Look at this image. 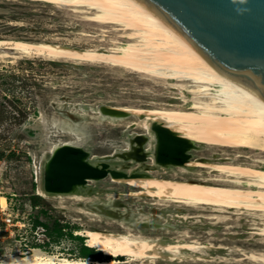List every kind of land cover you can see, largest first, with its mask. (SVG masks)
<instances>
[{
	"label": "rangeland",
	"instance_id": "1",
	"mask_svg": "<svg viewBox=\"0 0 264 264\" xmlns=\"http://www.w3.org/2000/svg\"><path fill=\"white\" fill-rule=\"evenodd\" d=\"M96 15L97 11L89 6L64 5L47 0H0V40H24L102 52L143 43L140 37H133L132 31L124 25L94 21ZM25 60L31 62L24 63ZM113 67L99 62L75 63L40 55L24 56L11 45H0V73L12 72L29 77L31 83L24 90L18 89L15 95L38 108V114L31 116L21 127H13L9 131L8 123L0 125V134L6 135L0 140V147L6 148L5 156L0 159V264L31 254L37 248L33 243L47 241L42 227L33 228L36 217L50 225L58 220L65 227V236L59 243H52L47 251L37 248L44 256L81 259L79 241L68 235L71 230L75 235H78L77 230L85 229L125 233V228L129 227L134 234L197 241L213 248L205 249L204 255L197 254L203 259L185 262L164 259L132 262L126 256L115 257L116 260L128 261V264H264V261L251 258L255 253L258 256L264 254V235L260 234L264 215L261 213L247 210L222 212L211 207L198 210L170 201L155 205L160 198L150 195V184H121L110 177L100 183L90 182L96 188L95 193L84 195L82 200L39 194L43 192L42 165L55 145L68 141L85 143L93 156H103L127 149L128 135L147 133L143 127L144 119L139 115L102 122L96 110L85 111L81 105L94 108L108 104L147 112L188 110L195 102H209L207 96L200 92L202 86L195 82ZM16 84L20 85L19 82ZM4 93L1 89L0 103L7 102L2 98ZM12 150L16 151V156L8 157ZM193 153L196 159L205 158L213 163L227 162V157L232 163L243 165L264 159L261 152L208 145ZM136 167L133 165L132 169ZM151 173L158 179L176 175L179 179L198 180V173L204 178H229L219 172L211 173L208 168H198L188 175L179 169ZM2 196L7 198L6 207L2 205ZM32 199L39 204L35 209ZM108 199L128 200L133 212L138 214L132 212L137 222H151L158 216L161 217L160 222L167 223L171 229L142 230L130 223L96 216L92 203ZM43 210L48 214L41 212ZM8 218L12 219L9 225L6 222Z\"/></svg>",
	"mask_w": 264,
	"mask_h": 264
},
{
	"label": "bare ground",
	"instance_id": "2",
	"mask_svg": "<svg viewBox=\"0 0 264 264\" xmlns=\"http://www.w3.org/2000/svg\"><path fill=\"white\" fill-rule=\"evenodd\" d=\"M47 1L64 5L89 6L97 11V15L93 17L94 21L124 25L132 31L133 37H140L143 43L130 44L111 52L79 50L68 46L24 40H0V45H11L12 49L24 56L40 55L52 60L63 59L75 63L99 62L166 79L195 82L202 86L200 92L207 96L209 102H195L188 110L159 109L146 112L136 109L132 110L134 116H147L143 120V127L148 131L151 121L158 119L166 121L184 136L208 146L244 149L264 154V95L236 82L219 70L145 6L136 0ZM100 118L102 122L118 120L102 116ZM65 127L73 129L70 125H65ZM66 143L81 145L71 141L61 145ZM226 159L227 162L202 163L199 160L193 162L197 168H208L211 169V173L219 172L227 175L229 178L226 179L215 176L204 178L198 173L197 181L187 180L185 177L179 179L173 175L168 178L153 177L146 180H135L128 184H150L148 186L152 192L150 195L160 198L155 205H164V202L170 201L198 210L211 207L222 212L247 210L254 214L264 215V159L254 160L247 165L232 163L230 157ZM179 170L185 175L194 173L185 168H179ZM39 194L46 196L42 191ZM71 197L83 199V196ZM1 202L4 207L7 206L6 197L2 196ZM96 205L101 209L118 208L115 199H111L109 203L100 202ZM124 212L126 213L124 218L121 216L122 219L111 218L110 220L130 223L137 229H140L138 223H146L133 219L130 209ZM87 213L92 214V212ZM94 213L100 218L104 217L103 214ZM160 218L155 216V219L148 222L159 224L151 228L154 230L171 229L168 224L161 223ZM125 229L127 230L125 233L99 229L76 231L78 235L87 237L89 246L112 257L109 260L91 261L82 258L44 256L35 248L33 253L19 257L15 261H5V264H120L122 262L128 264V261L116 260L115 257L120 256L129 257L132 262L137 260L154 262L157 259L185 262L203 259L202 255L197 256V254L203 253L204 255L205 249L213 248L200 245L196 243L197 241L187 242L184 239L176 240L162 236L149 237L134 234L129 227ZM260 230V234L264 235V227ZM251 258L264 261V254L258 256L255 253L251 255Z\"/></svg>",
	"mask_w": 264,
	"mask_h": 264
},
{
	"label": "water",
	"instance_id": "3",
	"mask_svg": "<svg viewBox=\"0 0 264 264\" xmlns=\"http://www.w3.org/2000/svg\"><path fill=\"white\" fill-rule=\"evenodd\" d=\"M136 1L219 70L264 95V0ZM81 107L85 111L94 109L106 118L124 120L134 116L131 109L108 104ZM128 142L127 149L103 156H93L85 143L54 146L42 165L43 192L48 196H90L96 189L90 182L100 183L110 177L128 184L153 178L151 172L155 170L185 168L194 172L198 169L194 161L211 162L194 156L193 152L201 150L204 143L184 136L163 120L151 121L145 134L128 135ZM133 165L137 167L132 169ZM115 200L118 211L96 205L109 203L110 199L93 202L92 211L107 219H122L127 209L133 212L128 200Z\"/></svg>",
	"mask_w": 264,
	"mask_h": 264
},
{
	"label": "trees",
	"instance_id": "4",
	"mask_svg": "<svg viewBox=\"0 0 264 264\" xmlns=\"http://www.w3.org/2000/svg\"><path fill=\"white\" fill-rule=\"evenodd\" d=\"M30 62V60L24 61V63ZM30 81L31 79H29V77H25L24 75L22 76L12 72L0 73V90L2 89V91H5L2 98L7 101L6 103H0V125L8 123L7 129L9 131L13 127H21L31 116L38 114V108L36 105L30 106L28 104L29 102L27 103L22 99L23 97L15 95V92H17L18 89L24 90V87H27L28 84L31 83ZM17 82H19L20 85H17ZM4 136H6L5 133L0 134V140H3ZM5 153L6 148L0 147V159L5 156ZM16 154V151L12 150L9 152L8 157H15ZM32 205L34 209L39 206L36 199H32ZM41 212L45 215L48 214V212L44 210ZM39 227H42L45 230V234L48 239L44 243H33V245L34 247L41 248L45 251L48 250L52 243H59L61 238L65 236V227L58 220L55 221L53 225H50L48 222L42 221L39 217H36L33 228L37 229ZM68 235L70 238L79 241V255L81 258L89 259L91 261H104L112 258L104 255V252L89 246L87 243V237L83 235H75L72 230L68 233Z\"/></svg>",
	"mask_w": 264,
	"mask_h": 264
},
{
	"label": "flooded vegetation",
	"instance_id": "5",
	"mask_svg": "<svg viewBox=\"0 0 264 264\" xmlns=\"http://www.w3.org/2000/svg\"><path fill=\"white\" fill-rule=\"evenodd\" d=\"M130 127H131V126H130ZM133 213H134V212H133ZM134 214H136V213H134ZM148 222H149V221H148ZM148 222L146 221L147 224L140 226V228H142V229H151V230H152L151 227H153V225H155V226L159 225L157 222H156V223H153V224L148 223Z\"/></svg>",
	"mask_w": 264,
	"mask_h": 264
},
{
	"label": "built area",
	"instance_id": "6",
	"mask_svg": "<svg viewBox=\"0 0 264 264\" xmlns=\"http://www.w3.org/2000/svg\"><path fill=\"white\" fill-rule=\"evenodd\" d=\"M6 222L9 225L10 223H12V219L11 218H8V219H6Z\"/></svg>",
	"mask_w": 264,
	"mask_h": 264
}]
</instances>
